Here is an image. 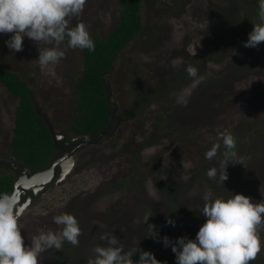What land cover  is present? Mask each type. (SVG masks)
I'll return each instance as SVG.
<instances>
[{
  "label": "rangeland",
  "instance_id": "obj_1",
  "mask_svg": "<svg viewBox=\"0 0 264 264\" xmlns=\"http://www.w3.org/2000/svg\"><path fill=\"white\" fill-rule=\"evenodd\" d=\"M256 9L259 0H142V31L104 76L115 110H132V118L117 121L104 140L85 146L72 172L45 189L18 221L25 246H31L40 231L61 230L54 216L77 219L79 246L65 241L61 250L43 252L40 264H88L95 247L110 246L99 239L102 234L117 237L116 246L123 245L125 252L138 248L176 264L171 246L179 237L194 240L206 222L202 197L207 190L213 199L241 194L264 203V42L244 47ZM118 16L117 0H87L71 26L83 23L91 39L103 37ZM12 35L0 33V64L26 82L36 107L63 131L77 98L71 79L80 75L81 52L65 41L60 46L67 49L65 57L42 71L35 60L51 45L24 36L23 50L16 52L6 44ZM188 66L198 70L197 79L189 77ZM185 89L191 96L181 106L176 101ZM15 105L0 85L1 160L11 158L7 145ZM221 133L237 141V163L227 165L228 179L222 183ZM216 143L217 156L206 159ZM212 167L218 169L216 179L207 176ZM6 173L16 174L0 167V175ZM149 216L158 238L147 230ZM164 237L171 242L167 247ZM260 238L262 251L250 264H264V228Z\"/></svg>",
  "mask_w": 264,
  "mask_h": 264
},
{
  "label": "clouds",
  "instance_id": "obj_2",
  "mask_svg": "<svg viewBox=\"0 0 264 264\" xmlns=\"http://www.w3.org/2000/svg\"><path fill=\"white\" fill-rule=\"evenodd\" d=\"M87 0H0V33H12L6 41L10 50H23V38L27 36L37 44L51 45L39 50L35 62L42 71H51L65 57L67 49L61 45L67 38V47L95 51L87 26L77 23L71 26L73 18L79 17ZM259 19L262 23L253 24L244 47H257L264 42V0H259ZM195 54V53H194ZM189 77L198 78V70L193 66L186 69ZM199 80H203L199 77ZM191 89H185L177 97V103L187 106ZM220 139L226 151L220 160L219 182L228 179L227 165L234 162L237 153V141L231 133H221ZM220 144L216 143L205 153V158L212 160L218 154ZM218 169L212 167L207 171L210 179H216ZM23 183V180L20 181ZM211 190H207L202 199L205 201L202 214L206 222L199 228L194 240L185 237L176 239L171 250L175 253L176 264H250L262 251L260 230L264 228V203H252L249 197L233 195L225 200L213 199ZM19 193L0 195V264H40V255L52 248L62 249L67 241L72 246H79L82 230L77 219L70 214L53 217L54 223L62 226L58 232L40 231L32 237L31 246H25L21 235L18 218L22 209H18ZM167 223L174 226V222ZM152 228L153 226H149ZM100 240H107L109 247L94 248L95 258L88 264H160L150 252L138 248L124 251L113 234H102ZM167 247L171 243L163 238ZM178 246V247H177ZM179 248V250H178ZM139 252V260L132 257Z\"/></svg>",
  "mask_w": 264,
  "mask_h": 264
},
{
  "label": "trees",
  "instance_id": "obj_3",
  "mask_svg": "<svg viewBox=\"0 0 264 264\" xmlns=\"http://www.w3.org/2000/svg\"><path fill=\"white\" fill-rule=\"evenodd\" d=\"M119 16L117 22L103 36H93L95 51L78 49L82 54L80 75L71 79L77 98L71 109L68 126L63 129L68 140L73 135H97L108 125L111 112L107 97L109 90L104 76L109 73L123 48L142 31L140 9L142 0H117ZM255 24L262 23L259 9L253 11ZM241 25L243 23L241 22ZM67 42V38H66ZM0 85L16 100L13 110L11 135L7 150L11 158L21 159L36 171L44 169L54 151V142L43 119L36 113L35 94L16 73L0 64ZM132 110L119 112L120 120L132 118ZM67 135V134H66ZM15 176L0 175V195L11 194ZM153 226L150 228L149 226ZM146 227L149 234L158 238L153 218L148 217ZM160 264H170L163 257L155 256ZM132 259L139 260V252Z\"/></svg>",
  "mask_w": 264,
  "mask_h": 264
},
{
  "label": "water",
  "instance_id": "obj_4",
  "mask_svg": "<svg viewBox=\"0 0 264 264\" xmlns=\"http://www.w3.org/2000/svg\"><path fill=\"white\" fill-rule=\"evenodd\" d=\"M108 88V85H107ZM108 104H109V110L111 112V118L107 126L103 127L101 131L93 136L91 134H78L71 136L68 140H66L65 132L59 129H56L49 121L46 113L41 110L39 107H35L36 113L43 119L45 126L47 127L48 131L50 132L51 138L54 142V151L52 155L49 158V162L47 166L40 170L36 171L25 164V162L21 159H15V158H8L5 160L0 159V167L4 169H8L11 171H14L18 173L16 176L12 192H17V187L19 185V179L22 177V175H25L27 179H30L33 176L36 175H43L47 171H51L48 178L43 180L41 185L32 193H30L27 188H25L23 191L19 194V200L22 194H28L27 197H24L23 201L19 202L17 207L18 209H22L21 215L18 218V221L24 218L25 213L29 210V208L34 204V202L37 200V198L40 196V194L47 189L48 187L55 186L59 183H61L65 177L70 174L73 170L74 164H75V157L77 154L86 146L89 144H97L100 143L102 140H104L107 136H109L117 121H120V117L118 112L115 110V107L113 105V101L107 97ZM65 145L67 147H73L75 148L62 150L61 146ZM65 157L70 158L69 164L58 171L57 164L62 161ZM19 193V192H18ZM28 201L27 203H25Z\"/></svg>",
  "mask_w": 264,
  "mask_h": 264
},
{
  "label": "bare ground",
  "instance_id": "obj_5",
  "mask_svg": "<svg viewBox=\"0 0 264 264\" xmlns=\"http://www.w3.org/2000/svg\"><path fill=\"white\" fill-rule=\"evenodd\" d=\"M70 162V158L69 157H65L63 159V161H60L57 164V169L61 170L62 168L66 167ZM50 170L45 172L43 175H36L31 177L30 179H27V177L25 175H22V177H20L19 179V185H18V189L17 192L23 191L25 188L27 189H32V191H35L42 183L43 180H45L46 178H48V176L50 175ZM23 180V183H20V181ZM28 201H26L25 203H27Z\"/></svg>",
  "mask_w": 264,
  "mask_h": 264
},
{
  "label": "flooded vegetation",
  "instance_id": "obj_6",
  "mask_svg": "<svg viewBox=\"0 0 264 264\" xmlns=\"http://www.w3.org/2000/svg\"><path fill=\"white\" fill-rule=\"evenodd\" d=\"M89 145H91V144H89ZM75 146H76V145H74L73 147H67V146H65V145H62L61 148H62V150L65 151V150H67V149H71V150H72L73 148H75ZM86 146H87V145H86ZM84 148H85V147H84ZM62 161H63V160H62ZM58 171H59V170H58ZM16 175H18V173H16L15 176H16ZM26 190H28L30 193L33 192L32 189H26ZM27 196H28V194H22L21 197H20L19 202L23 201L24 197H27ZM19 202H18V203H19Z\"/></svg>",
  "mask_w": 264,
  "mask_h": 264
}]
</instances>
